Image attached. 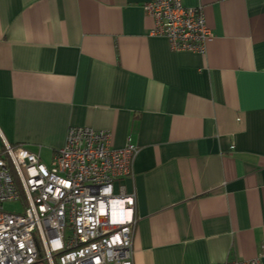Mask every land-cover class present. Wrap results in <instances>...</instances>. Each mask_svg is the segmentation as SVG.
<instances>
[{
    "label": "crops",
    "instance_id": "crops-1",
    "mask_svg": "<svg viewBox=\"0 0 264 264\" xmlns=\"http://www.w3.org/2000/svg\"><path fill=\"white\" fill-rule=\"evenodd\" d=\"M148 1L0 0V145L111 130L139 146L134 264L264 261V0H183L205 54L151 34Z\"/></svg>",
    "mask_w": 264,
    "mask_h": 264
},
{
    "label": "built area",
    "instance_id": "built-area-1",
    "mask_svg": "<svg viewBox=\"0 0 264 264\" xmlns=\"http://www.w3.org/2000/svg\"><path fill=\"white\" fill-rule=\"evenodd\" d=\"M151 34L173 50L205 54L213 38L203 5L150 0ZM112 132L71 125L50 164L39 152L4 139L0 145V264H134L139 223L135 192L119 182L133 175L139 146L112 145ZM22 201V212L4 202ZM222 264H264L262 256Z\"/></svg>",
    "mask_w": 264,
    "mask_h": 264
},
{
    "label": "rangeland",
    "instance_id": "rangeland-1",
    "mask_svg": "<svg viewBox=\"0 0 264 264\" xmlns=\"http://www.w3.org/2000/svg\"><path fill=\"white\" fill-rule=\"evenodd\" d=\"M42 159L47 164H50L51 158L50 154L47 150H44L42 153ZM23 202L22 201H10V202H4V209L8 212H22L23 211Z\"/></svg>",
    "mask_w": 264,
    "mask_h": 264
}]
</instances>
